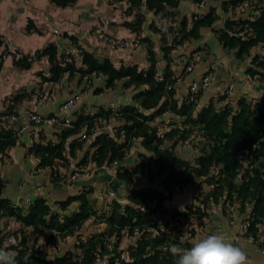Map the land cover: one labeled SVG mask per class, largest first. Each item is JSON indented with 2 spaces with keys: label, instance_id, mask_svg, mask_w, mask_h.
Listing matches in <instances>:
<instances>
[{
  "label": "trees",
  "instance_id": "obj_1",
  "mask_svg": "<svg viewBox=\"0 0 264 264\" xmlns=\"http://www.w3.org/2000/svg\"><path fill=\"white\" fill-rule=\"evenodd\" d=\"M49 1L64 8L77 0ZM126 1L128 13L136 11L134 21L126 25L133 31L139 32L144 21V16L140 12L142 7L154 15L173 22L174 9L179 0ZM192 1L199 3L202 0ZM221 1L225 10L229 8L233 10L244 2L251 3L252 0ZM257 8H259L258 14L252 19L227 18L224 26L217 33L222 46L227 50H233L237 58L251 56L250 65L246 68L249 76L256 75L264 79V54H251L253 48L264 46V6ZM216 17L214 9H210L204 16L193 19L188 29L187 19L184 17L180 22L181 29L175 34L172 32V48L171 45L164 46L163 50H168L169 53L170 49L185 40L197 39L200 36V29L211 27ZM26 31L39 32L31 21H28ZM2 44L3 40L0 36V45ZM35 52L39 57L48 58L50 76L44 79L50 82L57 81L64 72L76 70L80 73L103 74L106 77V87L113 86L115 81L123 78H128V86H147L135 94L139 106L127 105L119 111L124 123L115 132L110 133V130L101 128L98 132L95 131L93 136L94 131L90 130V127L93 126L96 118L104 116L108 119V113L101 112L79 117L73 122L74 127L63 128L58 143L33 145L30 150L39 157V165L52 166L55 158L66 161V151L74 157L76 151L82 149L85 143L88 148L81 157L79 165L86 164L89 160L98 167L114 161L119 162L124 159L132 140L140 137L142 145L150 155H143L130 170L118 173L117 177L135 183L146 170L149 181L157 180V185L131 189L124 202L113 198L109 209L103 211L106 213H101L92 207L88 198L89 192L84 190L57 202V207L62 212L67 210L70 204L77 202L76 210L69 214H61L53 210L43 197L35 198L27 212L23 214L19 207H13L10 200L2 196L4 183L0 177V219L11 217L23 226L33 227L38 235H44L46 243L57 236L63 238L75 235L87 220L98 214L107 226L105 231L90 236L85 241H78L77 247L81 250L79 255L67 250L53 257L40 255L37 250H33L29 244V233L20 228L12 232L18 241V246L12 248L18 253V264H176V257L168 251L170 245L177 244L183 248H190L196 231L194 228L206 215L208 204L219 201L226 208L237 204L242 212L250 207L247 217L250 221L248 233L255 237L258 224L264 220V106L252 103L245 97L239 98L235 106L226 104L218 107L210 101L200 107L190 102L187 97L178 105L173 99L172 85L175 81L171 70L167 65L163 72L158 74L155 52L151 44L147 49L150 63L144 70H138L136 65H121L116 68L110 60L99 62L86 51L81 57L85 68H76L74 60L66 64L61 61L57 55V47L52 43ZM164 58L168 61V58L165 56ZM22 59L15 60V64L21 68H29L32 61ZM224 98L225 96H221L219 100ZM13 108L8 105L0 113V154H4L16 143L15 130L1 119L2 113L12 112ZM139 108L154 110L150 114H145ZM164 111H173L182 116V120L180 127L169 129L160 136L148 121ZM83 120L87 121L88 136L83 137L85 139H81V136L72 139L65 148L63 143L65 137L79 132ZM194 133H198L204 142L194 162H189L182 159L174 147L178 141L196 139L197 134ZM91 137L93 139L88 143ZM169 140L174 142L168 145L166 141ZM90 148H93L92 152ZM196 177H199L200 182L206 185L204 187L209 189L199 192L204 196L196 205L180 210L175 207L170 209L164 204L176 192H181L188 184H193ZM184 217L196 218L192 222V236L189 238H183L178 227L179 220ZM124 233L133 237V240L125 251L117 250ZM112 236L116 241L112 250H108L106 239ZM4 237L0 236V247L5 246ZM106 255H109L106 260L99 263V258Z\"/></svg>",
  "mask_w": 264,
  "mask_h": 264
},
{
  "label": "crops",
  "instance_id": "obj_2",
  "mask_svg": "<svg viewBox=\"0 0 264 264\" xmlns=\"http://www.w3.org/2000/svg\"><path fill=\"white\" fill-rule=\"evenodd\" d=\"M259 1V2H257ZM253 2V4H252ZM257 2V3H255ZM255 3V5H254ZM248 4V5H247ZM258 4V5H257ZM239 8L225 10L221 0H202L196 3L192 0H179L175 12V21L171 22L159 15H154L146 11L144 7L140 12L144 16L140 31L135 32L126 23L133 22L136 11L128 13V3L126 0H77L74 4L66 7H58L49 0H0V36L3 44L0 45V110L13 106L19 114L34 110L42 115L59 114L60 104L73 95H78L79 100L70 110L72 119L71 126L54 124L52 126H23L20 121L14 123L16 132V143L8 148L4 154H0V177L4 183L2 196L9 199L12 204L17 203L22 213L27 212L26 199L34 201L37 197H43L50 207L61 214H69L76 210L78 203L73 202L65 211L58 209L57 202L65 200L68 196L76 195L82 191H88V198L92 207L99 212L107 211L109 200L104 196V183L113 178L118 187L115 188L116 199L124 202L126 195L131 189L138 187V182L131 183L127 179H119L117 174L125 170H130L138 163L143 155L148 156L150 152L144 148L141 138L132 140L129 149L123 160L104 164L100 167L89 160L86 164L79 165L81 157L84 155L87 144L82 149L76 151L71 157L65 152L66 161L54 159L52 166L39 165L37 157L30 148L36 144L45 145L48 142L53 144L59 142V136L63 128L74 127L73 122L77 118L97 113H108V119L99 116L95 120L90 130L93 136L98 129L113 133L124 123L120 118L122 107L139 106L135 94L146 88L128 86V78L115 81L111 87H106V77L101 73H80L79 71L64 72L57 81L50 82L43 80L45 73L39 72L36 62H32L29 68H21L15 64L14 56L6 53L5 49L13 52L20 50L22 53L34 52L43 49L52 43L60 46V36L54 32L78 38L86 52L93 55L95 59L102 62L105 59L111 61L116 67L121 65H136L138 70H144L149 66L147 55L148 45L151 44L155 52L156 67L158 74L163 72L165 66H169L174 78L172 88L174 90L173 99L178 105L186 98L188 87L193 80L207 74L210 78L209 89L200 93L199 106L207 105L210 101L218 107L226 104L236 105V101L245 97L252 103L264 106V79L256 75L251 77L246 73V68L250 65L251 56L237 58L233 50L225 49L218 40V31L224 26L227 18L240 19L249 17L252 19L258 14L259 6H264V0H252L244 2ZM256 8V9H255ZM210 9H214L217 15L211 27L200 29V36L197 39L189 38L182 44H178L168 53V61L157 50L164 46L171 45L172 36L178 32L180 22L185 17L187 19V29L191 27L192 20L204 16ZM28 21H31L39 32H27ZM102 30L105 33L121 38L140 37V46L135 50L112 49L98 42L96 37L85 30ZM158 29V30H156ZM173 30V31H172ZM172 32H174L172 34ZM163 34H165L163 36ZM165 37L163 39V37ZM264 54V46L259 45L252 49L251 54ZM196 56V62L191 71H185L186 60L190 56ZM46 62L48 58L45 56ZM168 62V63H167ZM76 68H85L82 58L74 60ZM213 66V67H211ZM39 69V70H38ZM39 81V83H37ZM43 87L45 100L41 105L35 104L36 94H33V86ZM230 87L229 93H223L220 88ZM40 90V91H41ZM99 90V91H98ZM225 96L224 99L219 97ZM199 107V108H200ZM198 108V107H197ZM194 111V114L197 111ZM141 109V108H139ZM154 109H141L145 114L152 113ZM182 116L173 111H164L149 120V124L154 126L156 131L164 134L172 127H180ZM81 124L79 132L70 134L64 139V146L80 136H88L87 121ZM98 122H104L103 127H96ZM93 137L88 140L91 141ZM173 140L166 141L170 145ZM185 140L181 144L178 141L174 147L176 153L189 162H194V158L200 152L190 146L187 147ZM93 148H90V152ZM144 170L143 175L146 176ZM146 185L154 186L157 180L151 182L148 177ZM199 177L194 179L199 180ZM194 184V183H193ZM197 184V183H196ZM202 185V184H201ZM204 187L196 189L201 192ZM207 188L205 191H208ZM198 192V193H199ZM179 209V208H178ZM181 210V209H180ZM250 207L242 212L237 204L230 208L223 206L222 202L208 204L206 215L200 223L205 224L203 231L196 230L193 243L210 234H223L227 239L233 240L234 236L240 235V246L248 255L249 264H264V220L258 224L255 237L242 235L241 223L248 217ZM199 223V222H198ZM20 228L29 233V244L33 250H41L40 255L49 256L50 243H46L44 235L32 232L33 227L23 226L19 221L11 217L0 219V236L12 234ZM14 236V235H13ZM251 241H248V237ZM71 236L63 237L68 240ZM56 238V237H55ZM44 249V250H43ZM38 251V250H37ZM60 253L52 254L53 256ZM51 257V256H49Z\"/></svg>",
  "mask_w": 264,
  "mask_h": 264
},
{
  "label": "built area",
  "instance_id": "obj_3",
  "mask_svg": "<svg viewBox=\"0 0 264 264\" xmlns=\"http://www.w3.org/2000/svg\"><path fill=\"white\" fill-rule=\"evenodd\" d=\"M239 9L242 10V7L239 6ZM54 32L56 34H59V31L57 29H54ZM93 35L96 37L98 42L103 43L105 46L112 48V49H128V50H135L140 46V37H134V38H121L118 36H113L105 33L102 30H95L93 32ZM64 40V39H63ZM84 47L82 44L79 43H74L69 39H65L64 42L60 44L58 47L59 51V57L61 61L66 64L70 63L74 59H78L82 57V49ZM23 54H18V57H22ZM197 57L196 56H190L186 60V66H185V71H191L195 62H196ZM213 67V66H211ZM211 86L210 78L207 74L200 76L198 79L193 80L189 87H188V92L186 97L188 100L197 106H199V97L198 94L204 90L209 89ZM223 93H229L230 92V87L227 88H220ZM45 92L42 90L41 92H38L35 97V104L36 105H41L42 102L45 100ZM79 96L78 95H73L64 100L60 106H59V114L57 115H42L37 113L34 110L30 111H25L21 114L16 112L15 110L12 112H4L2 113L1 119L2 121L5 122L6 125L9 127H12L14 130L15 128L14 123L20 121L23 126H30V125H35V126H52L54 124H61L63 126H71L72 124V119L70 117V110L74 106L76 102H78ZM3 112V109L0 110V113ZM16 131V130H15ZM160 136L163 135L162 131L158 130L157 132ZM84 137V136H83ZM189 139L185 140V145L189 147L191 145V142L189 143ZM104 196L106 199H112L115 198L116 196V191L114 188V180L113 178H109L105 183H104ZM32 201L30 199L25 200V204L27 208L30 206ZM18 204L14 203L13 207H17ZM196 218L192 217H184L179 220L178 227L181 231V234L183 238H189L192 236V228H193V220ZM250 226V221L249 219H244L243 222L241 223V231L242 235H248V229ZM205 228L204 223H199L195 230L203 231ZM15 237L11 234L5 235L3 241L5 245L10 244V238ZM248 237V236H246ZM16 239V237H15ZM234 241H240V235L234 236L233 237ZM17 240V239H16ZM248 241H251V237L249 236ZM53 242V241H52Z\"/></svg>",
  "mask_w": 264,
  "mask_h": 264
},
{
  "label": "rangeland",
  "instance_id": "obj_4",
  "mask_svg": "<svg viewBox=\"0 0 264 264\" xmlns=\"http://www.w3.org/2000/svg\"><path fill=\"white\" fill-rule=\"evenodd\" d=\"M94 31L91 30V29L85 30V32L87 34L90 33L91 35L93 34ZM59 36L61 37L60 38V43L64 42L65 39H69V40H71L74 43H79L78 42V38H75L74 36L68 35L66 33H63V34L60 33ZM40 50H42V49H38V51H40ZM84 51H85V49L83 48L81 54H83ZM157 51L158 52L160 51V54L163 57L165 56L166 58H168V55H167L168 54V50L164 51L163 49H161V50L159 49ZM5 52L7 54L11 53L14 56L15 60L22 59V57H18V54H23L22 56L24 57V59H22V60L36 62L37 65H38V68H41V71H39V72H43V73L46 74V76L42 77L43 80H46L44 78H47V77L50 76V72H49L50 71V63L45 61L46 60L45 56L39 57L35 51L34 52H28V53H22L18 49L14 50L13 52H10V51L5 49ZM58 61L60 62L59 58H58ZM37 83H39V81ZM42 88L43 87L39 86V84H38V86H33V89H32L33 94H35L37 92H41ZM87 116H90V115H87ZM96 121H98V120L96 119ZM97 124H98L97 126L100 127V128L105 125L104 122H98ZM172 128H174V127H172ZM84 132H85V134L87 133V131H84ZM113 132H115V130H113ZM194 134L195 135L197 134L196 139L195 138L189 139L190 140L189 143L191 142L190 146L195 150V152H199L200 148L203 145L204 140L202 139L201 136L199 137L198 133H194ZM80 138L81 139H85V138H83V136H81ZM182 143H183V141H181V144ZM244 164L246 166V163H244ZM144 176L145 175H141L139 178H137L138 187L140 185H146L147 184V181L145 180L146 178H143ZM145 177H147V174H146ZM199 180H201V179H199ZM201 184H202V182H200V181H195L194 184H188L185 187V189H183V191L176 192L174 194V196L171 199L166 200L164 202V204L167 207H169L170 209L175 207V208H179L181 210H184L185 208H188V207H190L192 205H196L199 202V200L201 198H203V196H204L201 193H198L199 191H197V192L195 191L196 189L201 188V186L202 187L206 186V185H203V184L201 185ZM156 185H157V183H156ZM116 187H118L117 182L114 183V188H116ZM204 188L206 189V187H204ZM114 199L112 198V199H109L108 201L106 199V201H107L106 204L109 205ZM101 213H106V212H101ZM99 216H100V214L95 215L92 218H90L89 220H87L83 224V227L80 229V231L78 233H75V235L71 236L68 240H66V239L63 240L62 237H60V236H57L56 238L54 237V239L52 238L51 241L49 242L51 244L50 246H52V248L50 247V249H49L50 252L46 253V254H49V256L52 257V254H56V253H60V252L63 253L65 251L69 250V251L74 252L75 255H79L81 250H80V248L77 247L78 246V241H82V240L85 241L90 236L97 235V234H99V233H101V232L106 230V227H107L106 223H104L103 220L101 219V217H99ZM175 225H177V224H175ZM32 232H35L34 229L32 230ZM132 240H133V237H129V236H127L124 233L121 241L118 244L117 250H121V251L124 250L125 251V249L127 248L128 244ZM106 241H107L108 250H112V246L115 243L116 238L114 236H112L109 239H106ZM37 250H38V252H42L39 249H37ZM123 255H125V257H126L125 253ZM108 256L106 255L104 257H100L98 262L99 263H103V261H105Z\"/></svg>",
  "mask_w": 264,
  "mask_h": 264
},
{
  "label": "clouds",
  "instance_id": "obj_5",
  "mask_svg": "<svg viewBox=\"0 0 264 264\" xmlns=\"http://www.w3.org/2000/svg\"><path fill=\"white\" fill-rule=\"evenodd\" d=\"M15 246L18 241L11 237L9 245L0 247V264H18V253L12 250ZM168 251L176 257V264H249L248 255L238 241L223 234L200 238L190 248L172 244Z\"/></svg>",
  "mask_w": 264,
  "mask_h": 264
}]
</instances>
